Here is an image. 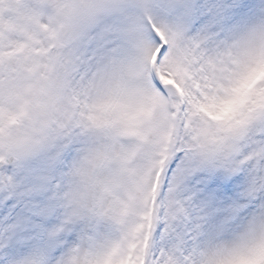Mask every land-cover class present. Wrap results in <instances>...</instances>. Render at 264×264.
<instances>
[{
	"label": "snow or ice",
	"instance_id": "obj_1",
	"mask_svg": "<svg viewBox=\"0 0 264 264\" xmlns=\"http://www.w3.org/2000/svg\"><path fill=\"white\" fill-rule=\"evenodd\" d=\"M0 264H264V0H0Z\"/></svg>",
	"mask_w": 264,
	"mask_h": 264
}]
</instances>
